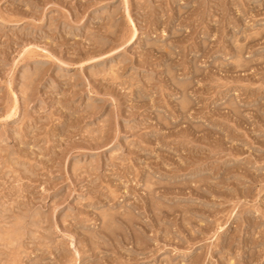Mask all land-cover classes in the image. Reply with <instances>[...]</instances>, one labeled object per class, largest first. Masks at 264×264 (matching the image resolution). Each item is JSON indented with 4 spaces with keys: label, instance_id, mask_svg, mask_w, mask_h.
Returning <instances> with one entry per match:
<instances>
[{
    "label": "rangeland",
    "instance_id": "1",
    "mask_svg": "<svg viewBox=\"0 0 264 264\" xmlns=\"http://www.w3.org/2000/svg\"><path fill=\"white\" fill-rule=\"evenodd\" d=\"M0 264H264V0H0Z\"/></svg>",
    "mask_w": 264,
    "mask_h": 264
}]
</instances>
